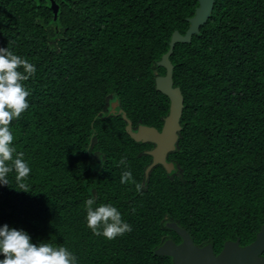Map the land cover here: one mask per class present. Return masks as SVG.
Masks as SVG:
<instances>
[{"label": "trees", "instance_id": "obj_1", "mask_svg": "<svg viewBox=\"0 0 264 264\" xmlns=\"http://www.w3.org/2000/svg\"><path fill=\"white\" fill-rule=\"evenodd\" d=\"M56 1L57 23L48 0H0V47L36 66L23 82L30 107L10 125L31 172L0 184V226L62 244L79 264H173L155 254L166 240L181 241L169 221L216 254L227 241L251 244L264 225V0H216L200 34L176 44L170 60L184 111L168 156L175 171L156 166L147 180L153 145L131 139L111 104L134 129H162L170 101L156 90L166 73L157 63L173 33L186 34L198 2ZM122 156L140 192L120 183ZM89 197L94 207L116 206L132 231L95 235Z\"/></svg>", "mask_w": 264, "mask_h": 264}, {"label": "clouds", "instance_id": "obj_2", "mask_svg": "<svg viewBox=\"0 0 264 264\" xmlns=\"http://www.w3.org/2000/svg\"><path fill=\"white\" fill-rule=\"evenodd\" d=\"M35 72L36 66L28 59L15 54L9 47H0V184H8L9 173L14 172L20 182L31 172L30 165L23 159L24 153L18 152L13 144L10 125L30 107L27 99L30 90L23 82ZM119 163L125 166L120 183L132 184L140 192L143 185L127 167V157L122 156ZM19 186L25 187L23 183ZM95 204L94 197L84 201L87 226L95 235L111 240L132 231L131 224L112 203H100L94 207ZM0 255L4 257L0 264H79L76 254L62 244L33 243L26 230L8 224L0 226Z\"/></svg>", "mask_w": 264, "mask_h": 264}, {"label": "water", "instance_id": "obj_3", "mask_svg": "<svg viewBox=\"0 0 264 264\" xmlns=\"http://www.w3.org/2000/svg\"><path fill=\"white\" fill-rule=\"evenodd\" d=\"M53 11V21L58 22L60 16V5L56 0H48ZM198 7L193 17L188 19L189 29L182 35L175 31L169 43L170 47L161 60L157 63L159 67L166 70L164 75L155 79L156 90L165 95L170 101L169 114L164 119L161 130L139 125L133 128L132 121L126 112L119 107V102L111 104L109 115L121 116L126 122L127 134L137 143L152 144L153 147L146 151L152 161L145 169V179L149 178L151 171L156 166H162L171 174L175 171V164L168 160L170 153L176 150L179 133L182 130L181 119L184 111V95L180 87L174 86V66L170 57L178 43H191L194 35L200 34V29L211 18L216 0H196ZM166 227L176 233L180 243L173 239L166 240L155 251L156 255L170 257L173 264H264V225L256 234V239L249 245L241 246L240 239L227 241L219 254L214 252L212 244L197 246L190 233L177 222H167Z\"/></svg>", "mask_w": 264, "mask_h": 264}]
</instances>
